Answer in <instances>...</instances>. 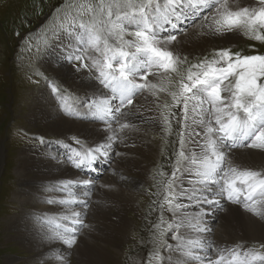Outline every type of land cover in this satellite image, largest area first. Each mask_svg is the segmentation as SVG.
<instances>
[{
    "label": "snow or ice",
    "instance_id": "6c2138e0",
    "mask_svg": "<svg viewBox=\"0 0 264 264\" xmlns=\"http://www.w3.org/2000/svg\"><path fill=\"white\" fill-rule=\"evenodd\" d=\"M67 7L64 47L53 55L87 84L82 95L46 78L47 84L64 116L102 125L105 135L90 142L78 133L71 143L39 137L41 146L65 149L63 158L48 150L43 156L55 167L92 170L101 159L111 161L115 144L135 147L131 133L158 127L165 138L175 136L178 147L170 174L155 173L152 203L160 215L146 264H264V242L212 239L226 204L264 221V170L242 166L238 155L264 153V55L214 48L190 62L179 39L241 34L264 42V0H71ZM162 93L170 102H160ZM41 188L61 194L44 202L62 211L33 214L40 239L74 248L81 230L93 228L86 218L95 181L77 176ZM54 258L68 264L63 254Z\"/></svg>",
    "mask_w": 264,
    "mask_h": 264
},
{
    "label": "rangeland",
    "instance_id": "374dc122",
    "mask_svg": "<svg viewBox=\"0 0 264 264\" xmlns=\"http://www.w3.org/2000/svg\"><path fill=\"white\" fill-rule=\"evenodd\" d=\"M70 2L71 0H0V264H45L32 258L31 253L28 254L21 250L12 239L14 238L12 225H15V218L21 216L22 212L28 209L20 202L21 197L18 192L19 186L16 183L15 172L21 149L39 144V137L54 142L70 139L77 135L67 134L63 137V135L50 134L39 124L35 125L36 127L30 125L25 114L28 105L39 94H47V97L54 98L44 85L47 80H55L57 84L67 88L70 92H76L77 95L83 94L82 91H78L68 84L63 76L49 71L42 73L39 64L45 57L44 48L47 46L45 49L51 52L56 41L63 37L61 25L65 23V14L69 11L67 5ZM193 29L195 28L188 27V31ZM236 35L244 40L242 44L236 42L234 47L219 48H229L233 52H239L242 56L264 55V42L248 39L241 34ZM211 51L209 49L202 54L200 52L188 54L190 62L209 55ZM66 66L71 68L69 64ZM43 74L45 76H42ZM44 77L47 80L40 81ZM165 101L170 102V97L162 93L160 102ZM50 102L53 104L54 110L62 116L61 119L72 120L64 116L56 104L58 103L56 99H50ZM159 130V128L148 130L145 135L146 141L153 146L154 158L152 155L151 161L147 164L149 172L146 173L145 181L133 190L137 211L132 209L127 213V218L132 221V225L127 232V241L120 245L118 264H146L153 247L152 233L155 229L152 228V224L158 220L160 215L158 205L152 203L158 199L153 195L157 191L156 180L159 178L155 176V173L163 169L170 174V157H172L174 148L178 147L173 143L176 140L175 136L165 138ZM56 145L52 143L50 146H38L52 150ZM119 145V143L116 144V146ZM248 151L263 154L256 150ZM55 154L61 157L60 153L55 152ZM166 157L169 158L167 167L166 163L162 165ZM5 160H8V163H5ZM262 167L264 168L262 164H251L250 166L256 170H264ZM108 171L110 177L118 178L120 175L113 172L112 167ZM104 179L105 176L100 179L103 186L107 185V179ZM121 181L125 185L130 182V178ZM102 185L100 188L104 190ZM105 189L107 190V187ZM151 208H156V211L149 214ZM172 242L169 240V243ZM257 242L259 241L248 242V244L252 245ZM66 257L68 264H74L70 254Z\"/></svg>",
    "mask_w": 264,
    "mask_h": 264
},
{
    "label": "bare ground",
    "instance_id": "6f19581e",
    "mask_svg": "<svg viewBox=\"0 0 264 264\" xmlns=\"http://www.w3.org/2000/svg\"><path fill=\"white\" fill-rule=\"evenodd\" d=\"M194 31L195 29L189 32ZM179 39L184 54L190 55L199 52L202 54L206 50L219 47H234L236 42L242 44L244 41L238 38L236 34L217 38L196 39L190 37L187 41L181 36ZM54 45L51 52H48V57L43 58L44 68L51 73L63 76L68 84L83 92L87 81L82 82L79 74L68 68L66 62H58L57 57L53 55L54 49L64 47L63 37ZM50 99L55 98L39 94L28 105L25 114L30 125L39 124L45 128L46 132L55 136L79 133L81 138H87L90 142H98L103 138L105 133L102 131V125L97 126L69 119L63 120L61 119L62 116L54 110L55 108ZM57 115H59V118H57ZM28 127L30 126L28 125ZM142 127L145 131L130 134L132 139L129 143H134L135 147H124L121 144L119 146L114 145L110 167H112L113 172L120 174L118 178L110 177L108 171L104 175L108 185H104V190L97 186L95 179H92L95 181L92 197L93 211L87 216L86 223L93 225V228L91 230H81V235L77 238L78 243L72 249H68L60 242L51 244L43 242L37 233V227L32 217L33 214L41 212H47L51 215L59 214L62 211L61 206L49 205L44 202L47 196L55 195L59 197L61 194H45L41 188L43 184L61 179H73L80 176V173L73 172L68 166L55 167L54 162L49 163L42 153L44 150H52L30 145L23 147L19 153L15 174L16 183L19 186L18 192L21 197L20 202L28 209L24 210L21 216L16 217L15 225H12L14 232V238L12 239L16 245L24 252L31 253L32 258L37 259L38 262H44L45 264H60L54 258L56 253L65 256L70 254L73 257L74 264H118L117 257L120 245L122 242L127 241V232L132 225V221L127 218V213L132 209L137 211L133 190L145 181L146 173L149 172L147 164L151 161L152 155L154 158L153 146L145 138L148 130L154 129L148 126ZM115 152L126 153L127 155L118 157ZM53 154L55 153L53 152ZM238 155L242 166L250 167L251 164H262L264 166V153L260 155L248 150H240ZM4 162L8 163V160ZM121 175L129 177L130 182L124 185L120 180ZM226 207L227 212L218 214L219 220L215 224L212 239L219 244L264 242V221L244 212L239 206L226 204Z\"/></svg>",
    "mask_w": 264,
    "mask_h": 264
}]
</instances>
